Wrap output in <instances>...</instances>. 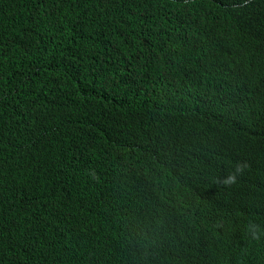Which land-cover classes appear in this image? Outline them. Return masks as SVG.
Here are the masks:
<instances>
[{
	"label": "clouds",
	"instance_id": "obj_1",
	"mask_svg": "<svg viewBox=\"0 0 264 264\" xmlns=\"http://www.w3.org/2000/svg\"><path fill=\"white\" fill-rule=\"evenodd\" d=\"M44 1L22 0L28 11ZM244 3L251 7L257 31L251 34L244 26L253 49L243 51L237 47L240 28L225 16L230 0L148 2V23L161 26L174 18L171 26L183 24L191 39L181 44L161 33L156 37L152 43L162 48L161 73L170 76L168 83L162 87L158 73L140 68L127 80L132 99L118 110L127 114L114 120L128 144L133 142L116 168L125 181L123 201L113 200L106 216L133 226L124 224L112 235L102 230L97 245L68 228L67 237L33 230L27 209L19 208L22 262L93 264L99 258L102 264H264V0ZM4 25L0 8V30ZM44 41H36V47L51 67L61 57V43ZM116 76L106 81L114 83ZM149 114L176 117L164 125L149 122ZM191 126L198 127L195 140L178 141V129ZM99 144L113 166V140ZM111 170L102 168L92 185ZM5 257L0 264H6Z\"/></svg>",
	"mask_w": 264,
	"mask_h": 264
},
{
	"label": "trees",
	"instance_id": "obj_2",
	"mask_svg": "<svg viewBox=\"0 0 264 264\" xmlns=\"http://www.w3.org/2000/svg\"><path fill=\"white\" fill-rule=\"evenodd\" d=\"M149 1L46 0L28 11L22 0H0L5 15L0 30V259L8 255L6 264H27L19 252V208L27 209L33 230L67 237L68 228L97 245L102 230L112 235L124 224L133 226L106 216L110 203L123 199L125 181L116 168L133 142L128 144L114 120L127 114L118 110L132 99L127 80L140 68L158 73L162 87L168 83L170 76L161 73L162 48L152 43L156 37L161 33L181 44L191 39L183 24L171 26L174 18L161 26L148 23ZM244 1L230 0L225 14L241 30L237 47L243 51L253 49L244 26L251 34L257 31ZM47 38L61 43V57L51 67L36 47V41ZM114 74L115 82H107ZM175 117L149 114L146 119L168 125ZM198 124L202 132V120ZM197 135L198 127H182L177 139L188 143ZM109 138L113 166L99 144ZM106 166L112 170L92 185V177ZM93 264L102 263L97 258Z\"/></svg>",
	"mask_w": 264,
	"mask_h": 264
}]
</instances>
